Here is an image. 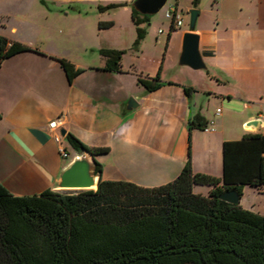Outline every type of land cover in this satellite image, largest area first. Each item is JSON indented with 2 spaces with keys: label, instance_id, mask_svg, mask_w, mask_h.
<instances>
[{
  "label": "crops",
  "instance_id": "1",
  "mask_svg": "<svg viewBox=\"0 0 264 264\" xmlns=\"http://www.w3.org/2000/svg\"><path fill=\"white\" fill-rule=\"evenodd\" d=\"M133 1L0 0V35L32 48L0 66V182L13 194L60 190V175L77 153L68 145L70 156L62 157L49 128L53 120L65 139L71 133L89 146L109 147L96 156L103 179L145 187L174 180L189 157L194 172L222 177L224 142L264 134V0H239L232 20L218 21L211 31L195 29L209 79L190 67L184 72L200 81L161 72L154 90L138 82L153 76L139 74L126 55L121 71L102 69L101 49L133 46ZM112 3L124 5L100 9ZM108 21L113 24L99 26ZM81 24L90 25L87 32ZM82 52L96 61L74 58ZM62 57L84 69L71 83L57 60ZM200 92L228 101L226 114H207L196 99ZM131 97L137 106L129 109ZM197 115L208 123L215 118L216 130L190 133L189 121ZM252 119L262 123L246 127ZM251 189L263 195L251 210L264 215V185Z\"/></svg>",
  "mask_w": 264,
  "mask_h": 264
},
{
  "label": "trees",
  "instance_id": "2",
  "mask_svg": "<svg viewBox=\"0 0 264 264\" xmlns=\"http://www.w3.org/2000/svg\"><path fill=\"white\" fill-rule=\"evenodd\" d=\"M132 19L137 50L149 16L132 7ZM175 29L171 23L168 40ZM27 50L32 48L0 35V66ZM100 54L103 70L121 71L125 50L103 48ZM57 60L70 83L84 71L69 59ZM161 69L138 82L148 90L158 88ZM207 124L197 115L189 132ZM66 138L77 153L85 150L93 157L97 188L15 195L0 182V264H264V215L220 198L225 191L242 196L244 186L264 185V134L224 142L222 177L194 172L189 157L174 180L155 187L103 179L96 156L108 154L109 147L89 146L71 133ZM195 186L210 190L203 195Z\"/></svg>",
  "mask_w": 264,
  "mask_h": 264
},
{
  "label": "rangeland",
  "instance_id": "3",
  "mask_svg": "<svg viewBox=\"0 0 264 264\" xmlns=\"http://www.w3.org/2000/svg\"><path fill=\"white\" fill-rule=\"evenodd\" d=\"M237 1L239 0H198V4L194 5V0H168L166 5L158 13L149 16V20L145 24L147 31L146 37L137 49L138 53L135 52L136 50L133 48L131 42L126 47L129 49L127 51L125 50V58L128 62H134L138 73L143 74L142 72H144V76L151 74V76L155 77L160 66H162L161 72L164 76H166V78L177 75L189 78V82L200 81L198 78L196 79L193 77L192 79V76H189L190 74L187 75L184 72L192 71L189 70L187 66H181L178 64L182 40L181 33L185 28H189L190 12L192 9H198L200 11L195 29L204 28L205 30L211 31L217 27L218 21H221L222 19H233ZM167 9L172 13H174L177 9L182 14L184 21V25L182 27H177L174 31H172L169 39H172L170 43L168 40V34L170 32L171 20L166 19L164 16ZM80 26L82 29L81 31L87 32L90 25H87L86 27L84 24H81ZM160 29L164 32L160 33ZM74 58L87 63L96 61L94 56L84 54L83 52L74 55ZM193 71H197L196 73H200V75H203L205 78L209 75V72H205L204 70L193 69ZM210 72H212V70ZM197 94L196 99L201 106H203V109L207 114L214 116L217 108H221L226 114L228 101L225 100L221 102L218 99L208 98V95L203 92ZM213 120L215 121V118ZM64 144H66L68 149H70L67 139L64 140ZM73 151L74 153H77L75 150ZM60 190L65 193H75L80 191L77 189ZM195 192L207 195L208 189L206 186H196ZM261 197H263V195L260 196L257 192L252 191L251 188L245 187L240 205L246 209H255Z\"/></svg>",
  "mask_w": 264,
  "mask_h": 264
},
{
  "label": "water",
  "instance_id": "4",
  "mask_svg": "<svg viewBox=\"0 0 264 264\" xmlns=\"http://www.w3.org/2000/svg\"><path fill=\"white\" fill-rule=\"evenodd\" d=\"M168 0H134L132 7L141 15H154L158 13ZM198 9H192L190 15V30L183 34L182 47L179 54L178 64L187 66L194 70H208V65L200 49V35L195 31L196 22L199 16ZM137 103L131 97L128 102V108L136 107ZM262 123L261 119H252L246 122V127L255 128ZM63 135L66 134L62 130ZM95 163L93 157L85 150L77 153L73 160L63 169L60 175V189L89 190L96 189L98 186L99 175L94 171ZM241 195L236 190L225 191L220 198L239 204Z\"/></svg>",
  "mask_w": 264,
  "mask_h": 264
},
{
  "label": "built area",
  "instance_id": "5",
  "mask_svg": "<svg viewBox=\"0 0 264 264\" xmlns=\"http://www.w3.org/2000/svg\"><path fill=\"white\" fill-rule=\"evenodd\" d=\"M164 16L166 19L171 20V23H173L174 27H181L183 25V16L182 14L176 9L174 13H172L170 10H166L164 13ZM164 31L160 29V33H163ZM222 109H217V114H221ZM49 128L54 131V140L59 144V151L64 158H68L70 156L69 151L67 149V145L64 144L65 135L61 133V131L57 130L59 128L58 121L53 120L49 123ZM205 131H215V121L211 120L206 127L204 128Z\"/></svg>",
  "mask_w": 264,
  "mask_h": 264
}]
</instances>
